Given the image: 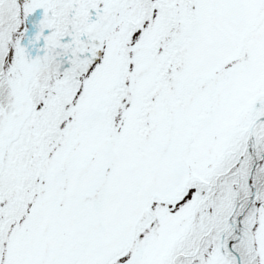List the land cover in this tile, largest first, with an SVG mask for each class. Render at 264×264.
Segmentation results:
<instances>
[{
  "label": "snow or ice",
  "instance_id": "snow-or-ice-1",
  "mask_svg": "<svg viewBox=\"0 0 264 264\" xmlns=\"http://www.w3.org/2000/svg\"><path fill=\"white\" fill-rule=\"evenodd\" d=\"M0 264H264V0H0Z\"/></svg>",
  "mask_w": 264,
  "mask_h": 264
}]
</instances>
